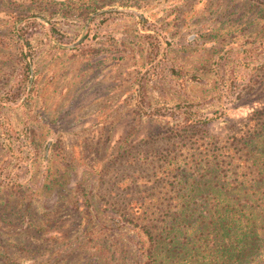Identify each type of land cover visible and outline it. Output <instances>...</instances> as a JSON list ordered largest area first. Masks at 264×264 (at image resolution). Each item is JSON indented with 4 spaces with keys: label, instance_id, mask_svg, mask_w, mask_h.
Returning a JSON list of instances; mask_svg holds the SVG:
<instances>
[{
    "label": "rangeland",
    "instance_id": "rangeland-1",
    "mask_svg": "<svg viewBox=\"0 0 264 264\" xmlns=\"http://www.w3.org/2000/svg\"><path fill=\"white\" fill-rule=\"evenodd\" d=\"M261 124L264 0H0V264H140Z\"/></svg>",
    "mask_w": 264,
    "mask_h": 264
},
{
    "label": "trees",
    "instance_id": "trees-1",
    "mask_svg": "<svg viewBox=\"0 0 264 264\" xmlns=\"http://www.w3.org/2000/svg\"><path fill=\"white\" fill-rule=\"evenodd\" d=\"M247 145L251 177L241 185L203 184L201 205L177 202L163 228L144 230L140 264H264V124Z\"/></svg>",
    "mask_w": 264,
    "mask_h": 264
}]
</instances>
